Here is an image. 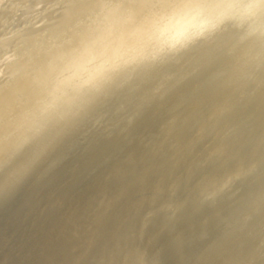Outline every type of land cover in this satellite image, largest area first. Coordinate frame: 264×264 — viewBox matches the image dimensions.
Instances as JSON below:
<instances>
[{
  "label": "rangeland",
  "instance_id": "rangeland-1",
  "mask_svg": "<svg viewBox=\"0 0 264 264\" xmlns=\"http://www.w3.org/2000/svg\"><path fill=\"white\" fill-rule=\"evenodd\" d=\"M42 2L0 0V82ZM240 161L231 189L201 194ZM22 162L0 165V264H215L221 231L228 264H264V50L209 37Z\"/></svg>",
  "mask_w": 264,
  "mask_h": 264
},
{
  "label": "clouds",
  "instance_id": "clouds-1",
  "mask_svg": "<svg viewBox=\"0 0 264 264\" xmlns=\"http://www.w3.org/2000/svg\"><path fill=\"white\" fill-rule=\"evenodd\" d=\"M25 29L0 82V165L23 155L20 168L113 89L209 37L226 30L244 48L264 50V0H43ZM244 173L240 161L201 194L231 189ZM226 249L221 231L205 252L228 264Z\"/></svg>",
  "mask_w": 264,
  "mask_h": 264
}]
</instances>
